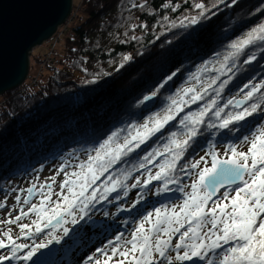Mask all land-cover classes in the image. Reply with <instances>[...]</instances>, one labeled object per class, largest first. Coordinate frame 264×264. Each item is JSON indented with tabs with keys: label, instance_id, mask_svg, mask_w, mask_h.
<instances>
[{
	"label": "snow or ice",
	"instance_id": "obj_1",
	"mask_svg": "<svg viewBox=\"0 0 264 264\" xmlns=\"http://www.w3.org/2000/svg\"><path fill=\"white\" fill-rule=\"evenodd\" d=\"M237 3L238 0H230L228 6ZM194 7L200 10L199 15L185 17L188 25L182 20L181 26L195 25L207 18L210 9L204 3H196ZM261 12L264 0L254 10ZM257 42L264 44V21L228 42L222 58L216 53L212 60L201 62L187 78L192 83L169 95L167 103L158 110L140 117L142 122L129 121L125 127L96 140L86 150L87 158L72 165V171H66L67 164L62 165L57 175L63 173L64 179L58 191L53 190L55 176L50 177L51 183L40 185L39 203H31L26 211L21 209L14 217L9 213L10 218L0 220V225L6 226L0 230V250H3L0 264L16 260L30 264H81L73 257L89 239L88 233L105 228L93 218L96 206L126 198L130 188L146 190L137 194L139 199L131 207H118V212H131L145 202L147 191L156 184L159 187L155 188V195L173 191L170 185H176L174 191L183 193L182 202H160L151 211L145 210L128 238L123 232L115 235L114 240L109 239L104 247H97L88 255L83 264H195L197 260H207V264H264V79L259 83L246 82L236 95L223 98L233 79L229 73H233L237 59ZM131 59L124 57L125 61ZM255 59L251 55L244 63ZM179 71L177 68L162 78L138 104L146 107L158 98ZM204 73L215 74L205 80ZM199 102L203 103L198 111L186 112ZM255 117L259 120L248 134L227 144L225 158H221L215 143L209 147L210 141L205 139L201 146L204 155L192 161L186 159L205 129L231 133ZM165 135L162 147L139 152L153 137L160 139ZM245 145L247 151L240 150ZM120 165L125 167L117 171ZM136 172H143L145 178L134 177ZM180 173H192L195 179L181 187ZM132 178L134 182L128 184ZM229 185L234 186L231 192ZM26 191L32 195L37 189L33 185ZM217 194L219 198L214 199ZM16 200L19 202L20 197ZM23 203L30 202L25 199ZM5 207L6 203L0 202V208ZM30 214L34 216L31 223H22ZM103 216L108 217L109 212L104 211ZM69 224L71 227L65 226ZM8 225H16L19 234L14 235ZM21 238L32 239L33 243H18ZM209 253L215 254L216 259H208ZM49 256L57 259H45Z\"/></svg>",
	"mask_w": 264,
	"mask_h": 264
},
{
	"label": "trees",
	"instance_id": "obj_2",
	"mask_svg": "<svg viewBox=\"0 0 264 264\" xmlns=\"http://www.w3.org/2000/svg\"><path fill=\"white\" fill-rule=\"evenodd\" d=\"M261 2L238 0L236 5L228 6L230 0L222 4L219 0H82L78 7H74L76 18L81 10L86 12L87 17L67 32L64 53L61 58L56 57V65H48V73L42 81H39L42 73L38 78L34 77V82L28 81L31 87L24 84L2 94L0 191L6 190L8 182L15 176L57 159L65 161L69 157L68 160H72L82 154L86 156V150L110 131L125 127L129 121L142 122L140 117L158 110L167 103L169 95L192 83L187 78L201 62L212 60L216 53H220L222 58L228 42L264 21V12L254 13ZM196 3H204L210 9L207 18L195 25L181 26L182 20L188 25L185 17L199 15L200 10L194 7ZM214 4L218 6L213 7ZM251 55H255L256 59L245 64L244 60ZM125 56L132 59L125 61ZM177 68L179 73L158 98L146 107L138 104L143 95H150L157 83ZM214 74L204 73L203 79ZM229 75L233 79L223 93L224 100L236 95L244 83H259L264 79V44L257 42L246 49ZM202 103L191 105L186 112L198 111ZM258 120L259 117L250 119L231 133L205 129L186 159L195 160L204 152L201 146L205 139L210 141L209 147L215 143L216 148L238 142ZM166 139V135L160 139L153 137L139 152L162 147ZM71 156L74 157L71 159ZM123 167L125 165H120L117 171ZM135 176L141 180L145 178L143 172H136ZM191 176L192 173H180V186L186 185ZM133 182L134 178L127 181L128 184ZM156 187L159 185L147 191L145 202L131 212H118V207H131L139 199L137 194L146 190L130 188L126 198L97 205L93 218L102 222L105 228L95 233L90 231L89 239L84 241L73 259L85 253L89 243L95 244L118 225L128 228L156 202L181 199L183 196V193L174 191L176 185H170L173 191L161 195H155ZM231 188H228L229 192ZM104 211L109 212L108 217L103 216ZM65 226L71 227L70 224ZM28 243L31 245L33 240ZM45 259L55 261L57 257ZM208 259L215 260V254L209 253ZM11 264L30 262L16 260ZM195 264H207V260H197Z\"/></svg>",
	"mask_w": 264,
	"mask_h": 264
},
{
	"label": "water",
	"instance_id": "obj_3",
	"mask_svg": "<svg viewBox=\"0 0 264 264\" xmlns=\"http://www.w3.org/2000/svg\"><path fill=\"white\" fill-rule=\"evenodd\" d=\"M73 8V0H0V95L26 82L34 48L52 38Z\"/></svg>",
	"mask_w": 264,
	"mask_h": 264
},
{
	"label": "rangeland",
	"instance_id": "obj_4",
	"mask_svg": "<svg viewBox=\"0 0 264 264\" xmlns=\"http://www.w3.org/2000/svg\"><path fill=\"white\" fill-rule=\"evenodd\" d=\"M81 1L82 0H73L74 7L75 6L78 7V5L80 4ZM86 17H87L86 12L81 10L79 12V17L76 18V10H75V8H73L71 16L69 17L68 21L63 24L64 27L59 28V31H58L56 37L54 39L51 38L50 40H47L44 43H42V44H40L34 48L33 54L30 57L29 76H28V78L24 84L30 86V83L28 81H30V82L33 81L34 77H36V76L38 78L40 73H42V75L39 77V81L43 80V78L48 73L47 67H49L48 65L46 66V64H45L46 67L44 68V61H46L48 58L47 52L50 50V48L52 46L54 47V52L52 51L53 52L52 57H54V61L50 64L51 67H53L57 63L56 57L61 58V56L64 53V49H65L64 43H65V37L67 35V32L69 31L70 28H73V27L79 25L84 18L86 19ZM71 19L73 21H71ZM69 21H71L70 24H69ZM68 24H69V26H68ZM33 55H35V56L33 57ZM2 100H3V96L0 95V103L2 102ZM225 147L226 146H221V147L216 148V150L221 153V158H225L223 156V152H224ZM240 150L247 151V146L246 145L242 146L240 148ZM203 155H204V152H202L196 159H199L200 156H203ZM73 157L74 156H71V159ZM86 158H87V156L82 154V156H78L77 158L72 159V160H68L67 158L65 161L57 159L56 161L41 165L40 167H38V169L29 170L25 174L23 173L20 176H15L14 178H12V180H10V182H8V184L6 186V190L0 191V202L6 203V205H7V207H5V208H0V220L10 218L8 216L9 213H11L12 217H14L15 215H18L20 213L21 209H24L26 211L30 207L31 203H39L40 185L44 184L45 182L51 183V181L49 180L50 177L55 176L56 184L53 185V190L58 191L59 190V183H60V181H62L64 179L63 173H60L59 175H57L61 166L67 164L68 167L66 168V171L70 172L73 170L72 165H75L76 163H78L79 160H84ZM193 179H195L194 174H193V176H191L189 179L186 180V182H185L186 185H190L192 183ZM33 185L36 186L37 191H34V196L29 201L30 203L24 204L23 200L27 199V197L29 195L26 190L29 187H32ZM185 191L186 192L190 191V188H185ZM17 196L20 197L19 202L16 200ZM217 198H219V196ZM217 198H215V199H217ZM53 199H55V197H53ZM182 199H183V196H181V199H173L170 201H161V202H164L167 204H172L173 202H175L176 204H179L182 202ZM159 203L160 202H156L155 204L148 207V209H146V210L151 211L152 208L155 206H158ZM33 218H34V216L30 214L29 217L25 218L21 222L22 223H31V220ZM137 218L131 223V225L128 228L123 227L122 225H118V227L113 229L112 232H108V233L104 234L102 237H100L95 244L89 243L85 253H83L81 256L76 258V260H79L81 262V264H83V261L87 258V256L90 254H93L97 247H101V248L104 247L105 244H107V241L109 239L114 240V236L121 233V232L124 233L125 238H128L130 236L132 230L136 227V224L138 223ZM5 227H6L5 225H0V230H3ZM7 227L12 228L14 235L19 234V228L16 225H8ZM31 240L32 239L24 241L23 238H21L17 242L18 243H22V242L28 243ZM121 244H123V241H121ZM2 251L3 250H0V253H2ZM101 259H103V257H101ZM186 264H191V263L188 262Z\"/></svg>",
	"mask_w": 264,
	"mask_h": 264
},
{
	"label": "built area",
	"instance_id": "obj_5",
	"mask_svg": "<svg viewBox=\"0 0 264 264\" xmlns=\"http://www.w3.org/2000/svg\"><path fill=\"white\" fill-rule=\"evenodd\" d=\"M62 27H64V26L62 25V26L59 27V28H62ZM59 28H58L57 32L52 36L53 39L56 37V35H57L58 31H59ZM52 51L54 52V47H53V46H52V47L50 48V50L47 52V53H48V54H47L48 58H47L46 61H44V65H45V64L50 65V64L54 61V57H52V54H53ZM34 81H35V80H34ZM34 81H31V83L34 82Z\"/></svg>",
	"mask_w": 264,
	"mask_h": 264
}]
</instances>
